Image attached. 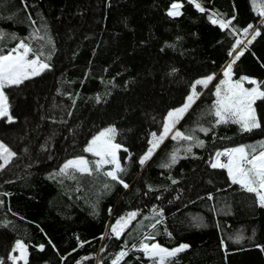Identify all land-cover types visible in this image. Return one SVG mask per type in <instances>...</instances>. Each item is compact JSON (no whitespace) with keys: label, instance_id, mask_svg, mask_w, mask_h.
Listing matches in <instances>:
<instances>
[{"label":"trees","instance_id":"1","mask_svg":"<svg viewBox=\"0 0 264 264\" xmlns=\"http://www.w3.org/2000/svg\"><path fill=\"white\" fill-rule=\"evenodd\" d=\"M174 1L182 7L172 17ZM195 3L0 0V30L18 38L6 35L0 54L24 39L49 65L5 88L13 121L0 118V142L15 155L0 168L4 264H12L17 241L27 246L28 264H113L122 251L127 255L118 264H153L139 248L153 241L189 245L170 264H264V207L255 193L233 184L226 169L211 167L220 149L256 143L258 153L264 142V123L242 132L236 124L216 125L212 114L222 69L240 51L232 79H255L264 90V18L258 15L264 0ZM209 16L231 24L222 29ZM249 24L253 29L244 33ZM257 28L261 35L248 43ZM240 38L246 41L238 49ZM210 75L213 82L196 86L198 99L177 124L203 146L168 137L141 165L168 112ZM254 107L264 121V101ZM107 127L116 129L113 142L122 147L119 180L106 175L112 164L96 170V157L84 151ZM75 157L87 159L92 173H61ZM133 212L117 237L112 226ZM187 213L202 215L205 224L191 225Z\"/></svg>","mask_w":264,"mask_h":264},{"label":"snow or ice","instance_id":"2","mask_svg":"<svg viewBox=\"0 0 264 264\" xmlns=\"http://www.w3.org/2000/svg\"><path fill=\"white\" fill-rule=\"evenodd\" d=\"M189 3H195V0H189ZM255 3V0H253ZM182 5L179 3H173L168 11L169 16L181 15L180 9ZM195 7L204 12L205 9L199 4L195 3ZM259 16L264 17V5L258 13ZM235 19V17H233ZM209 20L213 24H219L224 29L231 24V20L225 22L223 20L213 19L209 16ZM264 22V21H262ZM253 25L249 24L243 31L248 33L250 29H253ZM6 35L3 30H0V41H3ZM261 35L259 29L254 30L252 39L248 41L251 43L257 36ZM18 39V38H17ZM242 42L237 40L236 46H239ZM235 50V46H234ZM33 54L35 58L30 59L29 55ZM232 55V52L229 53ZM243 55V51L236 54L234 59L227 65L223 75L224 80L220 81V84L216 86V102L213 111V115L216 117L215 124H236L239 125L242 132H251L255 129L262 127L261 118L257 116V109L254 107L257 101H264V90L261 89V82L249 77H241L240 79L232 80V66L236 61ZM49 65L40 60V56L33 52L32 47L28 43H25L24 39H19L16 47L12 48L7 54H0V118H7L8 122L13 121V116L9 110L8 97L5 94V88L19 86L24 81L30 79L33 76L40 75L42 71L48 69ZM175 71V69L173 70ZM214 79L213 76H208L205 79L197 80L192 86V94L187 97V102L178 109L170 111L168 113V119L164 125L163 134L154 141H150L152 148L141 157L139 163L143 165L153 155L155 148L168 136L169 132L175 127V124L183 117V115L191 108L195 99L198 96L196 86L203 85L207 87L209 83ZM244 81H247L250 85L255 87H245ZM207 132V129H201ZM116 129L109 127L101 131L97 136L93 137L88 146L84 149L85 152L91 153L93 156L99 157L95 161L96 170L104 164L114 165L112 171H108L106 175L111 177L113 180H119L118 173L125 171L121 167L120 161L117 157V152L121 149V145L114 143ZM153 137L156 134L153 133ZM182 139L187 141L197 140L195 136L185 135L180 131H176L172 136V139ZM202 140H197L198 146H203ZM127 151V149H124ZM191 151V148L188 149ZM15 155L10 149L0 142V160H3L4 164H0V168L6 165L10 159ZM228 157L227 162H221L220 157ZM176 162V157L173 155L172 163ZM212 168L226 169L228 176L233 184L240 185L249 193H255L258 196L261 207H264V142H261V150L257 153L253 148L252 151H247L245 147H237L232 149H226L223 152H217L214 162L211 164ZM73 168L80 173L91 174L92 169L89 167V161L84 157H80L74 160H69L61 168L60 172L64 173L66 169ZM125 188L128 187L122 180L119 181ZM175 183V181H173ZM136 213H129L127 218L121 217L116 221V225L112 226V232L119 237L127 227L128 223L134 219ZM239 242V238L237 239ZM189 245L181 244L179 247L169 250L160 246L159 244H141L140 250L145 255L153 260V264H170L169 258L175 257L178 253L183 252ZM44 248L40 245V250ZM264 251V247L261 248ZM13 251H18L19 255L9 256V259L16 264L18 260H22L24 264H28L27 260V246L21 241H17ZM127 255V252L122 251L113 264H118V261ZM0 264H4L0 261Z\"/></svg>","mask_w":264,"mask_h":264},{"label":"rangeland","instance_id":"3","mask_svg":"<svg viewBox=\"0 0 264 264\" xmlns=\"http://www.w3.org/2000/svg\"><path fill=\"white\" fill-rule=\"evenodd\" d=\"M173 3H179L180 4V2L179 1H174V2H172L171 3V5L173 4ZM171 5H170V7H171ZM256 5V4H255ZM170 7H169V9H168V11L170 10ZM264 18V17H263ZM240 41L242 42L240 45H239V47H238V49L240 48V46L242 45V44H244L245 43V41H246V38H240ZM233 56V55H232ZM30 59H33V58H30ZM229 64V62H227V63H225V65H224V67H223V69H222V73H224V71H225V69H226V67H227V65ZM202 78H200L199 80H201ZM205 79V78H204ZM225 79V77H224V75H223V80ZM233 80V79H232ZM233 81H235V80H233ZM211 83H209L208 84V86L210 85ZM203 86V85H202ZM207 86V87H208ZM245 86V85H244ZM204 87V86H203ZM207 87H205V88H207ZM245 87H255V85H249V86H245ZM192 94V89H191V91L189 92V94L187 95V97L189 96V95H191ZM187 97H186V99H185V101H184V103L181 105V106H179V107H177V108H174V109H172V110H170V111H173V110H175V109H178V108H181L186 102H187ZM198 99V96H197V98L195 99V101ZM194 101V102H195ZM169 111V112H170ZM168 112V113H169ZM184 116V115H183ZM167 119H168V114H167V116H166V118H165V123H166V121H167ZM182 119V118H181ZM180 119V120H181ZM179 120V121H180ZM178 121V122H179ZM178 122L175 124V127L169 132V134H168V136L166 137V138H168V137H171L172 138V136L175 134V132L176 131H178V129H177V124H178ZM165 123H164V125H165ZM164 125H163V129H164ZM107 128H109V127H107ZM107 128H105V129H107ZM105 129H103V130H105ZM163 129H162V131H161V134L159 135V136H161L162 134H163ZM103 130H101V131H103ZM100 131V132H101ZM99 132V133H100ZM99 133H97L95 136H97ZM94 136V137H95ZM158 136V137H159ZM158 137H154V140L155 139H157ZM165 138V139H166ZM93 139V138H92ZM91 139V140H92ZM164 139V140H165ZM91 140H90V142H91ZM153 140V141H154ZM89 142V143H90ZM163 142V141H162ZM162 142L160 143V144H162ZM159 144V145H160ZM256 145V143H251V144H241V145H236V146H232V147H228V148H223V149H220V150H218L217 152H223V151H225L226 149H232V148H237V147H245L246 148V150L247 151H249V150H252L253 148H254V146ZM159 147V146H158ZM158 147L157 148H155L154 149V151L153 152H155L157 149H158ZM122 148V147H121ZM150 148H152V144L150 145V147L148 148V150L144 153V155L149 151V149ZM11 151V150H10ZM12 152V151H11ZM216 152V153H217ZM216 153L214 154V158H213V161H212V163L214 162V160H215V157H216ZM143 155V156H144ZM142 156V157H143ZM96 157V156H95ZM117 157H118V152H117ZM77 158H80V157H75V158H71V159H69V160H74V159H77ZM99 159V157H96V160H98ZM220 159H221V162H224V163H226L227 162V159H228V157H226V156H221L220 157ZM69 160H67L66 162H64L63 164H62V166H61V168H63V166H64V164L65 163H67ZM0 164H4V162H3V160H0ZM113 166V168H112V170L114 169V165H112ZM111 170V171H112ZM257 199H258V196H257ZM258 203H259V199H258ZM260 204V203H259ZM227 209H228V206L227 205H225V208H224V211H227ZM218 210V209H217ZM221 211V209H220V207H219V212ZM186 217H187V219H188V221H189V223L191 224V225H193V226H197V227H200V226H203L204 224H205V220H204V217L202 216V215H200V214H191V213H187L186 214ZM141 244H148V245H152V244H159V243H157L156 241H153V242H149V243H147V242H142ZM141 244H139V248L141 247ZM181 244H185V243H181ZM181 244H179V245H177V246H175V247H172V248H168V247H165V246H163V245H160V246H162V247H164V248H167V249H169V250H172V249H174V248H177V247H179ZM16 245V244H15ZM14 248H15V246H14ZM12 255H16V256H18L19 255V252L18 251H13L12 252V254H11V256ZM144 255H145V253H144ZM146 256V255H145ZM147 257V256H146ZM12 261V260H11ZM12 264H13V261H12ZM16 264H24V262L22 261V260H18L17 262H16Z\"/></svg>","mask_w":264,"mask_h":264},{"label":"water","instance_id":"4","mask_svg":"<svg viewBox=\"0 0 264 264\" xmlns=\"http://www.w3.org/2000/svg\"><path fill=\"white\" fill-rule=\"evenodd\" d=\"M214 78H215V76H214ZM214 80V79H213ZM213 80L211 81V83L213 82Z\"/></svg>","mask_w":264,"mask_h":264}]
</instances>
